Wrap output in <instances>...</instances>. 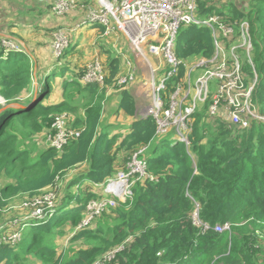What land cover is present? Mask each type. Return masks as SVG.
<instances>
[{
  "label": "trees",
  "instance_id": "16d2710c",
  "mask_svg": "<svg viewBox=\"0 0 264 264\" xmlns=\"http://www.w3.org/2000/svg\"><path fill=\"white\" fill-rule=\"evenodd\" d=\"M197 4L200 17L217 12L251 24L254 67L245 60L244 71L247 82L257 74L253 98L264 115V0H248L247 9L222 0ZM93 27L104 31L100 23ZM2 39L0 96L5 104L22 106L0 105V209L17 196L34 197L58 188L65 176L74 174L64 180L63 195L57 189L53 216L29 220L18 244L0 243V264H35L34 259L43 264H95L111 250H116L115 256L104 264H264V122L235 127L220 118L210 119L204 109L195 113L189 145L170 141L168 135L156 138V121L138 113L131 86L116 84L122 67L119 55L104 50L106 75L101 85L83 81L87 63L73 61L72 43L57 58L61 65L40 67V56L24 48L7 51ZM175 50L186 60L210 57L211 29L183 26ZM184 74L183 66L168 88ZM57 88L58 99L46 104ZM108 88L120 97L116 114L123 112L132 119L122 132L111 133L104 124ZM22 89L32 95H23ZM63 113L81 133L61 151L43 147V140L37 139L29 148L16 134L23 128L26 137H37L51 126V115ZM146 145L143 157L154 179L137 180L132 199L79 227L88 202L103 197L100 185L126 168L132 155ZM197 210L200 226L194 222ZM226 222L233 224L231 233L215 231L216 224ZM67 225L75 227L71 243L86 242L70 255L59 254L54 239L65 235ZM7 229V222L0 223V235Z\"/></svg>",
  "mask_w": 264,
  "mask_h": 264
},
{
  "label": "built area",
  "instance_id": "2783aa9c",
  "mask_svg": "<svg viewBox=\"0 0 264 264\" xmlns=\"http://www.w3.org/2000/svg\"><path fill=\"white\" fill-rule=\"evenodd\" d=\"M47 3L56 15H68L78 11L82 14L75 29L91 22L100 23L104 31L100 34L115 37L120 34L128 40L132 58L122 48L117 49L122 58L121 72L116 78L118 86H132L136 83L147 85L150 89V102L138 113L143 117L151 116L157 124L155 137L167 136L174 130L177 140L189 145L195 113L206 110L210 119L220 118L235 127L247 128L253 121L264 122V115L255 103L253 93L257 74L246 81L244 63L253 65V43L250 23L247 20L231 21L214 12L207 16L198 15L197 0H39ZM207 26L211 29L214 52L210 57H197L191 60L179 58L176 54V41L180 29L186 25ZM52 49L56 58L61 57L70 45V37L64 29H57ZM120 33V34H119ZM105 38V39H108ZM10 39L3 40L5 45H13L12 50H21ZM99 56V55H98ZM94 57L86 67L84 82H105V71L100 58ZM142 63V69L137 64ZM155 60L164 66L153 65ZM124 66V68H123ZM185 74L168 88V82L178 77L182 67ZM36 68V67H34ZM142 71V75L138 72ZM255 71V70H254ZM200 72L195 80L193 74ZM212 80L216 81V91L211 90ZM142 99L145 92L135 89ZM137 101V100H136ZM52 124L44 133L45 147L61 151L68 142L80 136L81 130L72 127L67 113L54 114ZM146 145L135 152L126 168L117 171L115 177L108 178L103 184V197L91 199L86 206L84 220L79 227L86 226L105 210L117 207L132 199L137 180L154 179L147 171V160L143 154ZM116 181H125L115 186ZM41 194L28 197L22 204L28 209L18 223L11 222L8 229L0 235V243L16 245L23 237L29 220L53 216L57 209L59 196L57 187L48 188ZM42 196L41 199L39 197ZM209 228L207 224H203ZM233 224L226 222L214 226L217 232L232 231ZM116 250H111L95 264H104L114 258Z\"/></svg>",
  "mask_w": 264,
  "mask_h": 264
},
{
  "label": "rangeland",
  "instance_id": "374dc122",
  "mask_svg": "<svg viewBox=\"0 0 264 264\" xmlns=\"http://www.w3.org/2000/svg\"><path fill=\"white\" fill-rule=\"evenodd\" d=\"M39 1V0H38ZM222 1H227V0H222ZM40 2V1H39ZM247 2L248 0H239V3L242 5V7H244L245 9H247ZM45 6H48V8L50 9V11L55 14L50 6L47 4V3H43ZM34 7H31V9H33ZM28 9V8H27ZM31 9H29V14H28V18L29 19H33V20H39L40 17H42L43 15H34V11H31ZM39 10V9H37ZM3 10L0 11V14L2 15ZM5 12V11H4ZM6 12H9V11H6ZM11 12H13L11 10ZM222 12V10H221ZM56 15V14H55ZM57 16H60V15H57ZM62 16H65V15H62ZM82 16V14H81ZM34 17V18H33ZM35 21H30L32 24L35 23ZM48 22H50V19L47 20ZM67 21L63 20V23H65ZM39 28L41 27V24L38 22L37 23ZM93 25L91 24V22H88L86 24H84L77 32L75 33H71L69 32V36H70V41H72V44H77L75 45V49L76 50H79L82 48V50L80 51H76V53H74L76 55V62H81V63H89L95 56H96V52H99V58L100 60L102 61V64H103V67H104V62H105V59L107 58L106 57V50H111L112 54H113V57L115 55H119V53L117 52V49H120L122 48L123 51L125 52V54L129 57L132 58V53H131V50L129 49V44H128V40L126 38H124L120 33V40L116 43L115 41V37H110L108 38V36H102L99 31L98 28H95V32L93 34V37L90 36V33L94 30V27H92ZM48 26L47 23L45 22L44 23V27L39 29V28H35V30L31 31L32 33V37L33 39H41L43 38L44 34L45 33H48L50 34L51 31H49V29H47ZM250 28H251V24H250ZM56 31V29H55ZM53 31L52 32V37H53V42H54V39H55V34L56 32ZM42 33V34H41ZM103 38V40H102ZM105 38H108V39H105ZM7 39H10V40H13L12 37H9V36H6V35H3V39H2V43H3V40H7ZM40 41V40H39ZM100 41V43H99ZM8 42H12L15 44L16 47H19L21 46L20 45V42L17 40H13V41H9ZM52 42V44H53ZM3 46L7 49V51H11L9 48H13V45H4ZM84 46H87L84 48ZM22 50V48H21ZM105 50V51H104ZM103 52V53H101ZM54 54V52H53ZM42 55V54H41ZM44 57H46L45 55H43ZM47 58V57H46ZM51 59V58H50ZM54 59L55 58H52L51 61L54 62ZM38 63H41V66L42 67L44 65V63L42 62H38ZM137 64L138 66L142 69V63L139 59H137ZM153 65H161V66H164V62L162 61H158V60H155V62L153 61L152 63ZM25 67H27V64L25 62V64H23ZM124 68V66H123ZM32 69V68H31ZM41 69V68H40ZM36 70V69H35ZM200 72H195L193 74V80L196 79V77L198 76ZM139 75H142V71H139L138 72ZM56 82L58 83V86H60V78H57L56 79ZM33 83L35 84V81H33ZM139 87V90L141 92H145V96H144V99H142V97L140 96V94L135 91L137 93V99H138V104H139V107H146L149 102H150V89L148 88L147 85H144V84H140V83H136L135 85H132L131 87H129L130 89L132 90H135L136 88ZM217 89V86H216V81L215 80H212L211 82V90L212 91H216ZM61 89L60 88H57L56 89V94L50 98V100H46L45 103L48 104L50 102H55L57 99H58V95L60 94V91ZM28 92V97H30L32 94L28 91V90H25V89H22L21 90V93L24 95ZM116 92V93H115ZM114 93V94H113ZM25 97V96H24ZM22 97V98H24ZM106 97H107V100L105 102V109H104V115H105V126H108V131L111 132V133H118V132H122L130 123V118L127 117L124 113H118L116 114V110H117V106H118V102L120 101V97L119 95H117V90L113 89V88H108L107 91H106ZM26 99V98H24ZM0 105H13L15 107H18L22 104H19V103H12V102H8L5 104V101H4V98L2 96H0ZM206 112V115L208 116L207 114V109L205 110ZM75 116L73 113H69L70 116ZM112 114H114L112 116ZM117 116H116V115ZM54 115V114H53ZM52 116V115H51ZM116 116V117H115ZM23 128H19L18 131H16V134L19 135V137L21 138V141L24 142V145L29 147V148H34V145L33 144H36V139L37 140H40L42 141L41 144L43 147L47 146V142L44 140V133L41 132V134L33 136L32 138L31 137H26V134H24L23 132ZM169 138H170V141H174V140H177V137H176V134L174 132V130H172L169 134H168ZM39 142V141H38ZM37 151L35 153H33V156L37 155ZM74 173H70L68 174L67 176H65V178L62 180V182H60L59 186H58V191L60 189V195H63L64 193V186L66 185V183L64 182V180H69L72 176H73ZM62 188V189H61ZM47 190H50V189H46L45 191ZM42 196L39 197V199H41ZM28 199V197H25L24 196H19V197H16L14 199H12L9 203L8 206H6L5 208L3 209H0V223H5L7 222L8 224L13 222L14 220H19L21 219L24 215L26 216L28 214V209H24L22 204ZM194 222L196 225L200 226L201 225V221L199 220V217H198V210L195 214V217H194ZM14 223H18L19 225L20 224V221H14ZM63 229L66 231L65 235L64 236H60V237H54V239L56 240V243H57V248H58V253H64V254H68L70 255L73 248L75 249H79L81 247H84L86 246V242L85 241H79V242H76V243H71L70 242V236L72 235V233L74 232L75 230V227L71 226V225H67V226H64ZM262 233V236H264V229L261 231ZM35 261V264H43L41 261L39 260H36L34 259Z\"/></svg>",
  "mask_w": 264,
  "mask_h": 264
},
{
  "label": "crops",
  "instance_id": "0c3cea01",
  "mask_svg": "<svg viewBox=\"0 0 264 264\" xmlns=\"http://www.w3.org/2000/svg\"><path fill=\"white\" fill-rule=\"evenodd\" d=\"M227 1L233 2L238 8H243L242 5L239 3V0H227ZM247 4H248V2H247ZM31 7H34V8L31 9ZM29 9H31V11H34V13H35L34 15H43V16L40 17V19L36 20V21L33 19H29L28 18V14L30 12ZM37 9H39V10H37ZM1 10H3V12H1L2 15L0 14V38H3V35H6L9 37H12V39L15 41L18 40L20 42L21 48H24V50H26L29 54H35V55L37 54L38 56H40V58L42 59V63H44V65H45V63H48L50 65H56V66L61 65V63L58 61V59L53 54L52 32L55 31V29L56 30L57 29H64V32H66V33H69V32L75 33L81 28L80 27L79 29L74 30L76 24L78 23V21L81 17L80 12L75 11V12H72L71 14H68L65 16H57L50 11L48 6H45L43 3L39 2L38 0H0V11ZM11 10L13 12H11ZM6 11H9V12H6ZM48 19H50V22L47 21ZM63 20H65L67 22L63 23ZM30 21H35V23L32 24ZM38 22L41 24L40 28L37 24ZM45 22L47 23L48 26H50L47 28V29H49V31H51L50 34L45 33L43 38L38 39V41H37V39L31 38L32 37L31 31L35 30V28L36 29L37 28H39V29L43 28ZM94 32H95V28L90 33L91 37H93ZM102 40H103V38H102ZM71 43H72V41H71ZM71 45H74V44H71ZM75 45H77V44H75ZM75 45H74L75 51L82 50V48L79 50H76ZM85 47H87V46H84V48ZM99 53H100V51L96 52V56H98ZM43 55H45L47 58L44 57ZM50 58L51 59L55 58L54 62H52ZM73 61L75 62L76 58H74ZM132 91H133V94L137 100V107L139 110L137 93L135 92V90H132ZM117 95H118V93H117ZM120 113L123 114V112H120ZM113 115L114 114H112V116ZM131 120H130V122H131ZM70 173H74V172L72 171ZM17 197H19V196H17ZM25 197H27V195H25L24 198Z\"/></svg>",
  "mask_w": 264,
  "mask_h": 264
},
{
  "label": "bare ground",
  "instance_id": "6f19581e",
  "mask_svg": "<svg viewBox=\"0 0 264 264\" xmlns=\"http://www.w3.org/2000/svg\"><path fill=\"white\" fill-rule=\"evenodd\" d=\"M117 183L115 184V186H122L124 184L125 181H116Z\"/></svg>",
  "mask_w": 264,
  "mask_h": 264
},
{
  "label": "water",
  "instance_id": "95a60500",
  "mask_svg": "<svg viewBox=\"0 0 264 264\" xmlns=\"http://www.w3.org/2000/svg\"><path fill=\"white\" fill-rule=\"evenodd\" d=\"M35 84H36V82H35ZM35 84H34V85H35ZM32 105H33V101L29 104V106H32ZM20 106H22V105H20Z\"/></svg>",
  "mask_w": 264,
  "mask_h": 264
}]
</instances>
